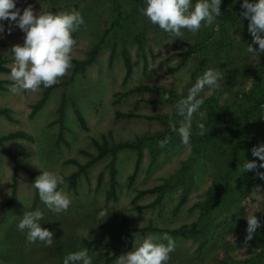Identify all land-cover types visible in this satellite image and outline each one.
I'll use <instances>...</instances> for the list:
<instances>
[{"label": "rangeland", "instance_id": "374dc122", "mask_svg": "<svg viewBox=\"0 0 264 264\" xmlns=\"http://www.w3.org/2000/svg\"><path fill=\"white\" fill-rule=\"evenodd\" d=\"M192 2L194 4L196 0ZM249 2L255 3L256 0ZM242 4L243 0H222L221 15L212 26L202 27L195 34L185 29L181 38H175L143 16L145 0L17 1L16 7L21 14L28 6L35 14L79 11L84 24L72 34L77 42L72 53L75 59L84 58L104 30L107 34L94 63L82 75L75 73L69 81L70 69L56 85L67 84L52 89L45 105L31 119L27 117L30 106L44 88L40 87L37 92L14 94L12 85L4 84L6 90L0 91V108H7L11 118L7 121L0 117V136L20 130L32 137V141L15 139L0 146V264H63L66 255L83 249L88 250L93 264H103L106 254L113 256L109 264H116L119 256L131 251L141 240L139 229L149 226L172 230L191 223L197 224L199 235L183 237L167 234L176 244L168 264L234 263L259 251V239H264V179L259 175L254 174L250 178L251 184L240 202H220L206 215L200 207L211 184L221 175L219 163L223 159L217 154L229 150L234 144L236 160L240 158L242 147L239 146V136L232 129L223 128V146L204 145L198 158L193 156L191 144L184 145L176 138L170 137L164 147H159L158 142L169 137L160 135L170 129V123H175L178 128L175 103L171 99L162 98L163 101H159L157 95L148 90L113 97L136 86H147L172 91L183 99L197 79L211 68L221 72L224 79L219 81L218 89L206 87L201 93L205 99L201 111L207 113L206 104L214 102L236 109V119L245 125L253 120L251 117L243 119L242 111L253 98L264 96V53L253 55L246 52L248 45L257 51L259 48L248 31L249 21L241 15L244 11ZM0 24L5 29L0 32V40L5 44L0 46V57L8 60V66L12 68L15 61L11 49L24 42L25 33L15 23L11 24L10 33L9 22L0 21ZM220 25L225 26L224 33H221ZM138 41L141 51H138ZM194 45L198 49L179 69L174 70L180 60L178 54L187 46ZM122 47L131 62V74L124 84L121 82ZM111 48L114 55L108 65ZM0 80H11L10 73H0ZM62 94L67 98L63 111L64 142L55 143L58 126L52 122L57 118L56 110ZM115 100L117 103L113 104ZM71 104L83 117L87 131L78 127ZM116 111L138 117L115 119ZM198 118V115L194 116L193 122ZM261 119L263 124L264 110ZM102 135L109 144L141 140L138 168L130 186H127V177L132 172L137 152L130 149L117 153L116 198L107 202L104 201V192L108 185V156L97 160L74 180L66 179L77 170L75 164L66 162H86L89 157L81 151L94 157L96 150L91 139L99 142ZM10 156L15 157L20 166L39 172V175L47 170L63 176L65 182L60 185V190L71 199L68 210L60 214L51 212L40 200L39 193L33 203V186L21 170L16 174L13 203L4 208L2 204L10 195L13 167ZM247 161L264 163L255 157ZM259 170L264 173V168ZM98 175L99 185L95 188ZM165 183L172 187L163 194L159 204L143 207L154 199V195L149 194L131 202L137 190ZM182 195L184 199L175 210ZM37 209L44 214L41 227L54 234L51 247H45L39 241L27 245L26 231L22 233L17 228L25 212ZM101 210L106 211L107 216L98 219ZM252 214L261 226L253 239L246 242V218ZM150 234L161 237L156 243L167 244L162 239L165 233L146 231L143 238ZM240 234L243 240L238 239Z\"/></svg>", "mask_w": 264, "mask_h": 264}, {"label": "clouds", "instance_id": "9594fccd", "mask_svg": "<svg viewBox=\"0 0 264 264\" xmlns=\"http://www.w3.org/2000/svg\"><path fill=\"white\" fill-rule=\"evenodd\" d=\"M221 2L222 0H196L193 4L192 0H145L146 7L142 9V14L153 25H158L172 37L181 38L182 30L186 29L195 34L202 27L212 26L221 15ZM242 8L244 11L241 15L249 21L248 31L253 43L259 48L257 51L248 45L246 52L253 55L264 53V0H256L255 3L243 0ZM0 21L9 22V33L12 23L25 33L23 45H15L11 49L15 61L10 71V78L14 82L11 91L14 94L21 91L37 92L41 86L52 87L73 67L72 53L77 42L72 34L84 24L79 11L73 9L56 14L51 12L35 14L33 8L28 6L21 14L15 0H0ZM4 30V25L0 24V32ZM221 79H224L221 72L207 69L188 90L187 97L176 104V112L183 119L179 122L178 128L175 123H170L169 127L172 132H178L182 144H190L194 116L198 115L200 121L206 119V113L201 111L205 103L201 93H204L206 87L210 90L218 89ZM197 127L200 130L198 134L203 136L204 123L198 121ZM169 140L170 137H166L158 142V146L164 147ZM252 156L264 161V144L254 147ZM258 168H264V163L257 165L255 161H251L243 165L242 171H253ZM257 175L264 179V173L257 171ZM64 182L63 176L59 173L46 170L36 177L33 183L40 200L55 214L66 212L71 205L69 196L58 190V186ZM106 216L107 212L104 210L98 213V219ZM43 218V212L37 209L25 212L17 224L19 231L22 233L26 231L27 245L39 241L45 247L52 246L54 234L41 227L40 221ZM246 219L247 242L253 239L254 233L261 225L253 214ZM158 239L161 237L150 234L138 240L131 251L117 258L116 264H168L170 254L175 251V241L166 233L162 237L167 241L166 245L156 243ZM63 264H93V261L88 250L83 249L66 255Z\"/></svg>", "mask_w": 264, "mask_h": 264}, {"label": "trees", "instance_id": "16d2710c", "mask_svg": "<svg viewBox=\"0 0 264 264\" xmlns=\"http://www.w3.org/2000/svg\"><path fill=\"white\" fill-rule=\"evenodd\" d=\"M18 0H15L17 3ZM8 23V21H6ZM221 33H224L226 31V28L224 25H220ZM107 34V30H104L99 38V40L92 45V47L87 51L85 54V57L82 59H72V65L71 68V75L69 77V81L72 79L73 75L75 73L83 74L85 69L90 66L95 61V57L97 55L98 50L100 49L103 40ZM5 44L0 40V46H4ZM20 45H23L20 44ZM198 49L196 45L194 46H187L186 50L182 53L178 54L180 57L179 63L175 66L174 70L179 69L184 61L195 52V50ZM138 51H141L140 43L138 41ZM114 55V49L111 48L109 56H108V65L111 64L112 59ZM120 58L122 61L123 66V76L121 79L122 84H124L130 74H131V62L129 55L124 47L120 50ZM8 60L0 57V73H10L11 68L8 66ZM145 68V63L143 64V69ZM13 81H1L0 80V91H5L6 88L3 86L4 84H10L13 85ZM67 82L60 83L59 85H54L49 88L43 89L40 97L30 106L29 113L27 117L31 119L40 109L45 105V103L48 100L49 93L52 89L58 87V86H65ZM152 91L154 92L157 97L159 98V101H163L165 99L164 97H168V99H171L175 103L174 109L176 110V104L182 99L180 96L175 94L172 91H164L159 88L154 87H147V86H136L132 89H129L125 92L114 94L113 97L116 95L119 97H124L128 94L137 92V91ZM67 101V98L64 94L60 95L59 104L56 110L57 118L52 122V124H57V135L55 143H58L59 141L64 142L62 138V132L65 129L63 124V111H64V104ZM113 104L117 103V100L112 102ZM207 107V113H206V119L203 121H200L198 118L194 124L192 125L191 129V137H190V144L193 146L192 154L194 153V157L198 158L200 157L201 153V147L204 145H210L215 144L219 145L220 147L223 146V142L225 140V136L221 133L223 128H230L232 129L235 134H237L240 138V147H242V152H240V158L236 160V146L233 144L232 148L229 150H223L217 154V157H221L223 159L222 162L219 163L220 165V171L221 175L217 179L215 183H212L210 186V189L206 193V198L204 201L200 204L202 213L206 215L208 212L213 210V208L220 202H224L227 200H233L235 202H240L244 194L246 193L247 189L249 188V185L251 184V179L254 174H257V171L260 172L259 168L257 170L252 171H246L243 172V165L245 164V161H247L248 158H254L252 156V148L253 147H259L260 145L264 144V123L262 124V112L264 110V96H256L251 100V103L249 106L243 110V119H247L251 117L253 120L248 121V123L245 125L238 121L236 119V109H232L226 106H220L216 105L214 102L206 104ZM72 113L74 116V119L76 123L78 124V127L83 130L87 131V126L85 124V121L81 114L78 112L77 108L71 104ZM174 110L175 118L180 122L183 117L179 116L177 112ZM9 110L7 108H0V117L5 118L7 121H11ZM133 117H138L135 114L130 113H121V112H114V118L115 119H129ZM150 119V118H149ZM204 123L205 125V134L203 136L199 135V128L197 127V122ZM179 127V124H178ZM161 137L169 136L171 138H176L179 141H181L180 136L178 132H172L171 129H168L165 131V133H162L160 135ZM157 137V136H156ZM15 139H21L26 141H32V137L23 132V131H14L9 132L4 135L0 136V146L6 142L11 141ZM153 139V138H152ZM92 146L96 150V155L94 157L89 156L88 154L84 152H80L82 154H85L89 157V159L84 162L83 164H77L74 160H68L66 163H72L75 164L77 167V170L70 174L66 179L68 180H74L79 174L84 173V171L90 167L93 163H95L97 160H100L101 158H104L106 156L109 157V160L106 164L107 169V175H108V185L107 189L104 192V201H114L116 198L115 194V187H116V169H115V160L116 155L121 150H135L137 152V156L135 158L133 169L131 174L127 177V186H130L135 174L137 172L138 163L140 159V146H141V140H136L134 142L125 141L122 143H108L105 137L102 135L100 137V141H96L95 139H91ZM13 167L11 171V183H10V195L8 199L2 204L4 208L9 207L14 200L15 195V188H16V174L18 170L23 171L26 174V177L28 181L32 184L36 179V177L39 175V172H32L27 170L26 168L20 166L18 162L16 161L15 157L10 156ZM257 158V157H255ZM259 159V158H258ZM260 163L257 162V165ZM255 171V172H254ZM100 180V175L96 178V185L95 188L98 187ZM172 187V185L165 183L162 185H157L149 189H143V190H137L135 192V195L131 198V202H135L137 199L144 195H154V199L151 203H149L146 206L143 207H153L160 203L161 198L163 194L169 190ZM34 189V195H33V203H35L38 199V190ZM58 190H60V185L58 186ZM182 195L177 202L175 206V210L179 207V205L182 203L184 197ZM197 224L191 223L189 225H181L175 229L167 230V229H154L149 226L143 227L138 230L140 233L141 240L143 239V234L146 231H160L169 235L173 236H197L199 235V231L196 229ZM239 240H243V236L240 234L238 236ZM260 243V249L258 252L253 254L252 256L248 258H244L240 261L234 262V263H227L225 261H219L218 264H264V239H259ZM113 259V256H108L106 254L105 260L103 264H109L110 261Z\"/></svg>", "mask_w": 264, "mask_h": 264}]
</instances>
